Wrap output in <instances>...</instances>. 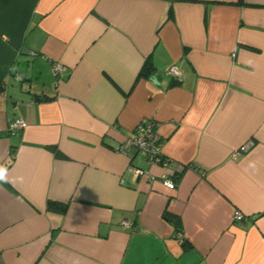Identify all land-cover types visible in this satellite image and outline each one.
I'll return each instance as SVG.
<instances>
[{
	"label": "crops",
	"instance_id": "0c3cea01",
	"mask_svg": "<svg viewBox=\"0 0 264 264\" xmlns=\"http://www.w3.org/2000/svg\"><path fill=\"white\" fill-rule=\"evenodd\" d=\"M0 168V264H264V0H0Z\"/></svg>",
	"mask_w": 264,
	"mask_h": 264
},
{
	"label": "built area",
	"instance_id": "2783aa9c",
	"mask_svg": "<svg viewBox=\"0 0 264 264\" xmlns=\"http://www.w3.org/2000/svg\"><path fill=\"white\" fill-rule=\"evenodd\" d=\"M34 54V53H32ZM63 70V65L60 62H55L52 64L51 71L52 74L58 78ZM169 72L175 77L180 78L181 73L176 66H172ZM27 126V123L21 119L16 118L10 122V129H23ZM162 142V136L159 132L157 122L152 117L142 118L136 126L135 133L126 138V140L119 146L118 150L125 154H130L131 150H136L141 153L150 164H160L166 165L167 160L163 158L160 152V146ZM255 142L253 140H248L241 144L235 151V154L247 152L254 146ZM131 171L135 175L143 174L144 171L141 168L132 167ZM163 183L173 189L175 184L165 175L163 176ZM244 215L239 210H234L232 214L233 221H241ZM125 226H131V223L125 221ZM177 238L181 241L182 236L178 235Z\"/></svg>",
	"mask_w": 264,
	"mask_h": 264
},
{
	"label": "trees",
	"instance_id": "16d2710c",
	"mask_svg": "<svg viewBox=\"0 0 264 264\" xmlns=\"http://www.w3.org/2000/svg\"><path fill=\"white\" fill-rule=\"evenodd\" d=\"M153 70H154V67H153L151 60L149 58H146L142 68L140 69V71L138 73V77H150L153 73ZM164 159H166V158H164ZM47 208L49 210H52V211L64 212L66 209V206H65V204L58 203L54 200H48ZM164 218L167 219L174 226L175 231H176V236H178V235L182 236V239L180 242L184 245L186 242H185V239H184L182 232H181L182 231L181 223H180V220L178 219V217H176L175 215L166 211V212H164Z\"/></svg>",
	"mask_w": 264,
	"mask_h": 264
},
{
	"label": "clouds",
	"instance_id": "9594fccd",
	"mask_svg": "<svg viewBox=\"0 0 264 264\" xmlns=\"http://www.w3.org/2000/svg\"><path fill=\"white\" fill-rule=\"evenodd\" d=\"M5 180V170L0 168V181Z\"/></svg>",
	"mask_w": 264,
	"mask_h": 264
},
{
	"label": "water",
	"instance_id": "95a60500",
	"mask_svg": "<svg viewBox=\"0 0 264 264\" xmlns=\"http://www.w3.org/2000/svg\"><path fill=\"white\" fill-rule=\"evenodd\" d=\"M152 80H153L154 82H156V78H155V77H152Z\"/></svg>",
	"mask_w": 264,
	"mask_h": 264
}]
</instances>
